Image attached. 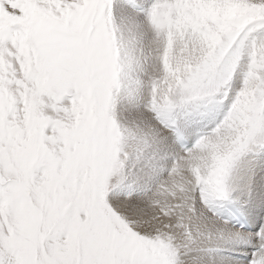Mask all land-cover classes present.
Returning <instances> with one entry per match:
<instances>
[{"label": "snow or ice", "instance_id": "1", "mask_svg": "<svg viewBox=\"0 0 264 264\" xmlns=\"http://www.w3.org/2000/svg\"><path fill=\"white\" fill-rule=\"evenodd\" d=\"M0 264H264V0H0Z\"/></svg>", "mask_w": 264, "mask_h": 264}]
</instances>
